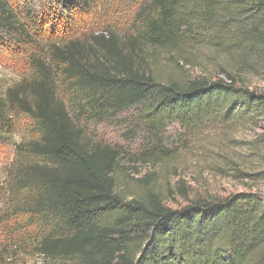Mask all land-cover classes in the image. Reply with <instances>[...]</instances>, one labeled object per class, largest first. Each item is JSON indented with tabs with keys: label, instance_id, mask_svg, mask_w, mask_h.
Wrapping results in <instances>:
<instances>
[{
	"label": "trees",
	"instance_id": "trees-1",
	"mask_svg": "<svg viewBox=\"0 0 264 264\" xmlns=\"http://www.w3.org/2000/svg\"><path fill=\"white\" fill-rule=\"evenodd\" d=\"M63 1L68 11L77 3ZM148 4L155 15L143 22L140 37L147 46L179 54L187 45L203 44L238 74L264 84V0ZM22 12L30 20L23 21L8 0H0V51L15 43L33 45L40 36L37 27L31 28L40 12ZM65 23L51 32V50L76 85L80 116L133 109L139 124L156 136L173 124L191 133L211 121L225 130L264 121V90L234 75L177 82L134 69L129 58L115 60L111 69L80 63L72 56L78 52L72 49L75 41L63 44L71 31ZM31 65L30 96L12 87L0 100V132L7 127L5 114L13 112L28 118L36 135L29 153L23 155L17 146L20 164L16 160L7 171L8 206L15 215L27 214L38 231L26 253L63 264H264V192L203 198L176 209L149 188L124 195L115 183L120 149L89 144L84 128L55 97L50 71L38 60Z\"/></svg>",
	"mask_w": 264,
	"mask_h": 264
},
{
	"label": "rangeland",
	"instance_id": "rangeland-1",
	"mask_svg": "<svg viewBox=\"0 0 264 264\" xmlns=\"http://www.w3.org/2000/svg\"><path fill=\"white\" fill-rule=\"evenodd\" d=\"M8 1L25 22L30 18L22 11L29 9L30 16L40 12L37 24L31 23V28H38L40 36L33 45L15 43L0 51V100L12 87L19 89L21 95L30 96L35 75L31 64L33 60L41 62L50 71L55 97L65 102L76 123L84 128L87 142L120 149L123 157L119 160L115 183L124 195L149 188L165 206L176 209L203 198L264 192L263 120L231 130L220 129V124L211 121L213 124L191 133H184L173 124L156 136L139 124L140 118L133 109L114 115L95 114L93 119L80 116L76 85L65 77L60 62L54 58L50 35L61 29L60 23L69 22L71 31L65 35L63 44L74 40L77 47L72 49L78 52L72 56L99 69H111L115 60L129 58L134 69L177 82L227 79L230 74L240 83L264 90L260 80L238 74L224 64L223 57L213 55L203 44L187 45L179 54L147 46L140 35L145 19L155 15L147 5L149 0H77L73 3L75 7L69 5L73 8L69 11L64 10L63 0ZM100 35L101 38H95ZM63 44L58 45L61 51L65 49ZM4 118L7 127L0 132V264H63L25 252L33 249V237L38 231L27 214L15 215L8 206L11 177L7 171L9 168L13 171L17 146L23 155L25 151L29 153L36 135L24 115L8 112ZM143 152L152 153L153 157L148 158ZM17 163L20 164L19 159Z\"/></svg>",
	"mask_w": 264,
	"mask_h": 264
}]
</instances>
